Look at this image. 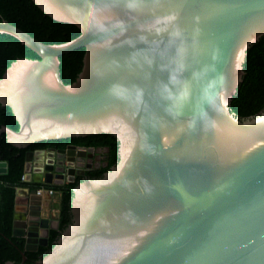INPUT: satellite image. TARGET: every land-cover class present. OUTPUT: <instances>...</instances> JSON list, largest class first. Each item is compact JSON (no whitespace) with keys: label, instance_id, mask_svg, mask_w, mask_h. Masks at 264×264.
<instances>
[{"label":"water","instance_id":"1","mask_svg":"<svg viewBox=\"0 0 264 264\" xmlns=\"http://www.w3.org/2000/svg\"><path fill=\"white\" fill-rule=\"evenodd\" d=\"M33 2L80 34L44 43L0 21L38 55L0 78V103L18 122L0 133L18 148L99 133L118 141L116 163L75 185L70 222L34 264H264V109L230 110L247 49L264 35V0ZM79 47L81 70L65 83L60 56ZM94 149L26 153L32 185L15 189L12 228L24 238L20 264L58 227L35 185L104 165L93 156L106 150Z\"/></svg>","mask_w":264,"mask_h":264},{"label":"trees","instance_id":"2","mask_svg":"<svg viewBox=\"0 0 264 264\" xmlns=\"http://www.w3.org/2000/svg\"><path fill=\"white\" fill-rule=\"evenodd\" d=\"M26 31L44 43H62L77 37L79 28L70 23L52 19L46 15L33 0H0V21ZM84 48L79 47L60 56V73L65 83L75 80L82 67ZM18 57L38 58V55L17 38L7 33H0V78L9 64ZM244 75L236 94L230 103V110L237 117H248L264 109V35L247 49L243 64ZM6 125L18 129L9 106L0 103V127ZM68 144L105 149L103 163L98 167L85 170L73 181L62 184H46L60 193L58 227L50 229L46 245H39L36 250L24 251L25 264H34L53 246L60 232L71 219L70 202L75 185L85 177H100L118 159V141L107 133L89 134L86 136L42 140L24 148L10 144L4 133H0V161L6 162V171L0 173V264L10 260L20 264L21 252L24 250V238L12 234L15 205V189L30 186L21 178L24 173L25 156L28 151L46 148H65ZM44 184H36V188Z\"/></svg>","mask_w":264,"mask_h":264},{"label":"crops","instance_id":"3","mask_svg":"<svg viewBox=\"0 0 264 264\" xmlns=\"http://www.w3.org/2000/svg\"><path fill=\"white\" fill-rule=\"evenodd\" d=\"M99 158L101 157L99 156L98 152H96L94 154L93 162H96L97 160H99ZM43 198H44V201H43L44 204L50 206V211H47V215L50 217H56L59 211L58 207H59L60 193L56 192L54 195L50 197L47 195H44ZM17 216H19V213L17 214Z\"/></svg>","mask_w":264,"mask_h":264},{"label":"built area","instance_id":"4","mask_svg":"<svg viewBox=\"0 0 264 264\" xmlns=\"http://www.w3.org/2000/svg\"><path fill=\"white\" fill-rule=\"evenodd\" d=\"M85 148H87V147H85ZM94 153H95V151H94ZM21 179L23 180V176H22ZM42 184H44V185H40L39 187L36 188V193L37 194H41L42 195L43 193H46V194L52 196V195H54L56 193V191L52 187L46 185L45 183H42Z\"/></svg>","mask_w":264,"mask_h":264},{"label":"rangeland","instance_id":"5","mask_svg":"<svg viewBox=\"0 0 264 264\" xmlns=\"http://www.w3.org/2000/svg\"><path fill=\"white\" fill-rule=\"evenodd\" d=\"M96 152H97V151H96ZM96 152H95V153H96ZM95 153H94V154H95ZM98 154H99V156H100L101 158H99V160H97L96 162L99 163V162L103 161V158H102V157H103V151H98ZM94 163H95V162H94Z\"/></svg>","mask_w":264,"mask_h":264}]
</instances>
